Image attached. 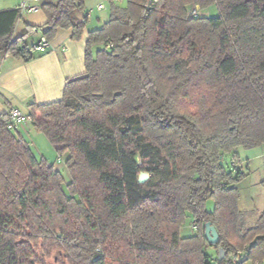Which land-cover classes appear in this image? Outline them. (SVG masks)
Masks as SVG:
<instances>
[{
	"label": "trees",
	"instance_id": "trees-1",
	"mask_svg": "<svg viewBox=\"0 0 264 264\" xmlns=\"http://www.w3.org/2000/svg\"><path fill=\"white\" fill-rule=\"evenodd\" d=\"M107 1L84 72L60 100L27 105L70 181L0 114V264H236L240 250L237 264H264V213L244 227L237 187V149L264 145V0ZM40 9L45 24L19 35L20 11H0V62L32 59L34 32L81 38L84 0Z\"/></svg>",
	"mask_w": 264,
	"mask_h": 264
},
{
	"label": "crops",
	"instance_id": "crops-1",
	"mask_svg": "<svg viewBox=\"0 0 264 264\" xmlns=\"http://www.w3.org/2000/svg\"><path fill=\"white\" fill-rule=\"evenodd\" d=\"M5 3L6 8L0 11L15 9L18 0H7ZM21 19H24L25 24L35 27H40L46 22L42 11L21 14ZM107 19L93 29L100 27ZM20 20L15 24V35L25 31V24L22 25ZM88 31L85 28L81 38L74 41L70 38V30L58 29L45 52H34L29 61L24 62L13 57L2 60L0 62V114L8 113L11 109L27 113V105L30 103L46 104L60 100L66 79L84 72V50ZM34 34L38 35V38L31 45H35L42 38L39 32ZM17 132L26 141L32 136L29 127L25 124ZM239 160L241 163L244 162L240 156Z\"/></svg>",
	"mask_w": 264,
	"mask_h": 264
},
{
	"label": "rangeland",
	"instance_id": "rangeland-1",
	"mask_svg": "<svg viewBox=\"0 0 264 264\" xmlns=\"http://www.w3.org/2000/svg\"><path fill=\"white\" fill-rule=\"evenodd\" d=\"M5 2H7V0H0V9L6 8L7 4ZM99 4L104 6V9L101 11L96 9ZM120 4L121 6H124L125 0H121ZM84 6L88 11V19L86 23L87 30L95 28L109 17L110 4L107 0H84ZM202 13L203 15L215 16L216 10L214 7H211V9L202 11ZM23 20L24 19L20 20L22 25L25 24V21ZM37 38L38 35L31 33L25 39L26 44L30 46ZM25 126H28L29 131H31L32 136L28 138L27 142L29 143L36 159H45L48 163L54 164V167L63 173L65 183L70 181L64 168L65 155L59 159L55 149L46 140L43 134L36 132L29 121L25 123ZM237 153V155L244 160V162L240 163L243 167V172L248 173V175L237 185L239 190L238 207L243 217V226L248 228L253 226L259 216L264 213V188L261 185L264 181V145L250 150L238 148ZM230 156L231 154H227L223 157L225 165L230 164ZM247 165H249V168H247ZM212 206L213 202L209 201L207 203V208L211 209ZM191 226L190 219L187 218L185 225H183L181 229V236H190L192 234Z\"/></svg>",
	"mask_w": 264,
	"mask_h": 264
},
{
	"label": "built area",
	"instance_id": "built-area-1",
	"mask_svg": "<svg viewBox=\"0 0 264 264\" xmlns=\"http://www.w3.org/2000/svg\"><path fill=\"white\" fill-rule=\"evenodd\" d=\"M44 0H19V3L17 5V9L20 11L21 14H33L40 12V5ZM98 11H101L104 9V6L99 4L96 8ZM202 13L199 11L198 7H195L191 10V15L196 16L198 14ZM88 14V11H87ZM49 47V43L44 39L41 38L38 43H36L32 51L43 53L45 50ZM8 118L10 122V126L14 129H19L20 126L24 125L27 121H29L28 115L26 113H22L21 111L17 109H11L8 113ZM59 159H61L59 157ZM193 230H195L193 228ZM242 260V254L240 251H236L233 255L232 262L233 263H240Z\"/></svg>",
	"mask_w": 264,
	"mask_h": 264
},
{
	"label": "water",
	"instance_id": "water-1",
	"mask_svg": "<svg viewBox=\"0 0 264 264\" xmlns=\"http://www.w3.org/2000/svg\"><path fill=\"white\" fill-rule=\"evenodd\" d=\"M149 178V175L145 172H141L138 175L137 178V183L138 184H143L145 183ZM205 237L207 238V240L209 241L210 244H216L218 242V234L215 231L214 227H212L211 225H207L205 228ZM225 257V251L220 248L218 250V259L222 260Z\"/></svg>",
	"mask_w": 264,
	"mask_h": 264
}]
</instances>
